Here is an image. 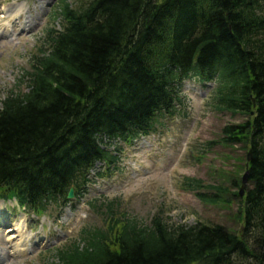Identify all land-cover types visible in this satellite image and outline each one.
<instances>
[{
  "label": "trees",
  "instance_id": "trees-1",
  "mask_svg": "<svg viewBox=\"0 0 264 264\" xmlns=\"http://www.w3.org/2000/svg\"><path fill=\"white\" fill-rule=\"evenodd\" d=\"M55 16L62 27L46 30L2 99L0 199L43 215L68 204L71 188L86 197L94 171H118L126 146L180 113L191 78L215 83L217 109L247 116L221 142L245 144L252 158L244 195L235 182L238 232L172 222L162 208L144 223L120 197L97 196L86 203L100 222L45 264H264V0H61ZM183 187L225 201L226 187L201 178Z\"/></svg>",
  "mask_w": 264,
  "mask_h": 264
},
{
  "label": "rangeland",
  "instance_id": "rangeland-1",
  "mask_svg": "<svg viewBox=\"0 0 264 264\" xmlns=\"http://www.w3.org/2000/svg\"><path fill=\"white\" fill-rule=\"evenodd\" d=\"M67 1L76 4L79 0ZM22 2L28 7L18 11L17 4ZM60 2L0 0V107L29 67L46 30L62 27L55 16ZM214 87V82L187 79L183 86L186 106L179 114L164 118L156 132L126 146L117 172L106 177L93 172L94 182L88 185L86 197L74 195L68 205H52L43 215L1 199L0 252L7 259L0 264H45L56 248L72 242L84 226L100 222L86 204L97 196L120 197L122 208L144 223L162 208L172 222L221 223L238 232L243 220L239 198L234 195L239 189L235 182L246 171L249 148L221 140L225 125L242 123L247 116L217 109L212 104ZM185 177L226 187L225 201H202L194 191L184 189ZM20 226L26 235L30 233L27 239L18 235Z\"/></svg>",
  "mask_w": 264,
  "mask_h": 264
},
{
  "label": "bare ground",
  "instance_id": "bare-ground-1",
  "mask_svg": "<svg viewBox=\"0 0 264 264\" xmlns=\"http://www.w3.org/2000/svg\"><path fill=\"white\" fill-rule=\"evenodd\" d=\"M42 1H40L39 3H41ZM17 6H19L18 8V11L19 10H24L25 8H27L28 6H26V3L25 2H22L21 4H17ZM2 225V224H1ZM9 229H11V228H9ZM17 230H18V235L19 236H21L20 238H25L26 237V239H27V237L30 235V233H28V235H26L25 234V232H23V227H18V228H16ZM6 231V230H5ZM17 234H13V236L14 237H17L18 236ZM5 239V238H4ZM4 259H7V257L5 256V254H3L2 252H0V263H1V261L2 260H4Z\"/></svg>",
  "mask_w": 264,
  "mask_h": 264
},
{
  "label": "water",
  "instance_id": "water-1",
  "mask_svg": "<svg viewBox=\"0 0 264 264\" xmlns=\"http://www.w3.org/2000/svg\"><path fill=\"white\" fill-rule=\"evenodd\" d=\"M252 158V151H249V155H248V159L250 160ZM248 177H249V171L247 170L242 178V186L240 188V194L244 195L245 194V189L247 187V183H248ZM74 197V188H71L68 194V198H73Z\"/></svg>",
  "mask_w": 264,
  "mask_h": 264
}]
</instances>
